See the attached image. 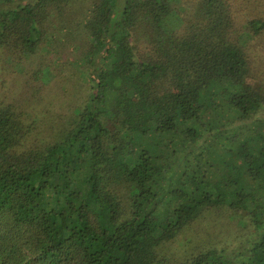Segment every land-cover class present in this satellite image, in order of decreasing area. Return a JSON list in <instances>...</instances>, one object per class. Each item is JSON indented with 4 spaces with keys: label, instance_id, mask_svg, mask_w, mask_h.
<instances>
[{
    "label": "trees",
    "instance_id": "1",
    "mask_svg": "<svg viewBox=\"0 0 264 264\" xmlns=\"http://www.w3.org/2000/svg\"><path fill=\"white\" fill-rule=\"evenodd\" d=\"M262 34L264 0H0V62L60 50L88 78L56 121L0 77V264H264ZM224 212L258 237L166 254Z\"/></svg>",
    "mask_w": 264,
    "mask_h": 264
},
{
    "label": "rangeland",
    "instance_id": "2",
    "mask_svg": "<svg viewBox=\"0 0 264 264\" xmlns=\"http://www.w3.org/2000/svg\"><path fill=\"white\" fill-rule=\"evenodd\" d=\"M75 54L78 55V52L75 51ZM249 55L255 73L262 75L264 73V34L251 42ZM53 56H55L54 60ZM4 57L0 62L4 64L0 67L4 100L26 111L33 110L44 114L46 119L56 121L60 117H68L74 107L84 104L87 86L85 82L88 78L82 72L84 68L82 70L79 61H76L77 58L73 59L78 65L71 62L73 60L71 54L60 52V50L51 52L45 50L36 56L22 60L18 65L7 62L10 59H4ZM59 61L64 63L61 65ZM47 68L51 72L50 81H46L43 74ZM38 70L35 77V72ZM55 79H59L57 84ZM241 219L242 222H247V219ZM259 230L258 226L243 227L231 212H224L221 216L215 215L201 223L197 222L181 233L175 241L168 244L166 254L174 260H180L189 253L190 249L201 246L217 245L234 248L242 245L240 244L242 241H247L245 238L249 239L252 236L249 233L257 235Z\"/></svg>",
    "mask_w": 264,
    "mask_h": 264
}]
</instances>
